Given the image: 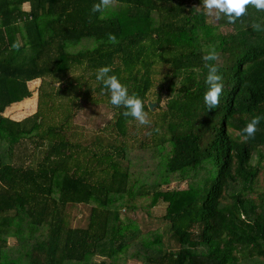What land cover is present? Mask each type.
<instances>
[{"label": "trees", "instance_id": "trees-1", "mask_svg": "<svg viewBox=\"0 0 264 264\" xmlns=\"http://www.w3.org/2000/svg\"><path fill=\"white\" fill-rule=\"evenodd\" d=\"M191 1L116 0L93 15L99 0H0V264H264V120L254 138L242 132L264 114V31L252 27L264 11L222 16L223 35ZM83 39L96 44L72 51ZM213 47L224 89L210 110L202 57ZM103 66L144 100L149 125L102 94ZM34 95V110L8 115ZM84 103L111 110L109 138H75ZM157 157L165 177L193 172L185 189L131 181L134 162ZM136 202L155 230L121 220ZM79 206L84 228L70 222Z\"/></svg>", "mask_w": 264, "mask_h": 264}, {"label": "rangeland", "instance_id": "rangeland-1", "mask_svg": "<svg viewBox=\"0 0 264 264\" xmlns=\"http://www.w3.org/2000/svg\"><path fill=\"white\" fill-rule=\"evenodd\" d=\"M191 4L195 8L197 13L202 12L205 17V23L209 24L210 26L217 29V32L225 35L226 33L230 32L228 28L219 26V20H216L214 17H210L206 15L205 9L202 7V0H193ZM43 27V25H42ZM45 31V27L42 28ZM96 44L95 39H83L77 44L72 46V51H83L90 48H93ZM218 63L220 60L217 61ZM38 83V82H37ZM35 83V85H38ZM33 86H31L32 88ZM166 89V88H165ZM164 89V90H165ZM164 95H167L166 91H164ZM35 95L32 99L26 100L23 104L18 105L17 107L13 108L8 114L12 118H18L22 115H25L29 110L35 109ZM156 104V103H154ZM163 102L161 103V105ZM157 104L153 108L152 111L157 109ZM112 117V112L108 109L105 105H91V104H82L81 109L77 112L75 118L73 119V129L76 132L77 136L75 137L77 140L81 142H90L94 141L96 137H101L102 140L108 136L104 133V129L110 124ZM139 125V124H138ZM136 129H140L143 127H135ZM143 136V130L141 131V135L139 138ZM108 136L107 138H109ZM138 138V139H139ZM260 151L263 153L264 157V147L261 146ZM163 158H144L143 160L139 159L137 162H134V170L131 173V181L137 182V184L141 183H155L160 182L164 178L169 181V186H163V189H185L187 179L193 174L192 171L186 172H178L175 174H168L166 177L163 175V168L164 162L162 161ZM252 165L257 164V157H254L251 161ZM132 165V164H131ZM260 167H263L259 173L258 179L260 183V187H264V159L263 163H261ZM259 167V168H260ZM142 202H136L137 204V211L131 212L128 211L126 208H120L119 216L122 221H125V217L128 218L130 221L135 223L140 230L141 233L146 234L148 231L155 230V225L147 220L146 211L144 208L141 207ZM120 205V203H118ZM89 206H79L72 210L71 212V226L84 228L87 224V218L89 214ZM165 211V206L161 203H158L156 207L151 209L152 214L159 215L160 213ZM10 245H16L15 239L11 238L9 240ZM143 260H134L129 258L125 264H143Z\"/></svg>", "mask_w": 264, "mask_h": 264}, {"label": "clouds", "instance_id": "clouds-1", "mask_svg": "<svg viewBox=\"0 0 264 264\" xmlns=\"http://www.w3.org/2000/svg\"><path fill=\"white\" fill-rule=\"evenodd\" d=\"M115 3L116 0H99L98 3L92 5L91 13L93 15L95 13L102 14ZM250 6L258 11H264V0H202V7L205 9L206 15L214 17L216 20H220L222 16L226 17V22L229 24H235L237 20L244 17ZM89 21L91 22V17H89ZM252 27L256 31H264L261 24H254ZM108 39L112 43L117 42L114 34H109ZM14 47L18 48L19 45H14ZM202 59L206 62L208 68L205 81L207 91L203 99L211 110L220 104L224 89L223 76L220 74L219 66L216 63H210L219 60V54L214 47ZM111 73V66H103L97 70L96 80L102 84V94L106 90L107 94H110L111 105L125 109L122 113L124 117L133 118L139 125H149V113L145 110L144 100L135 93L130 94L127 85L123 84L117 75ZM262 120H264V114L253 116L246 123V126L242 129L243 140L247 141L255 137Z\"/></svg>", "mask_w": 264, "mask_h": 264}, {"label": "water", "instance_id": "water-1", "mask_svg": "<svg viewBox=\"0 0 264 264\" xmlns=\"http://www.w3.org/2000/svg\"><path fill=\"white\" fill-rule=\"evenodd\" d=\"M156 106V104H154V103H148V107H149V109L152 111L153 110V108Z\"/></svg>", "mask_w": 264, "mask_h": 264}]
</instances>
